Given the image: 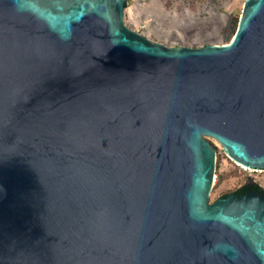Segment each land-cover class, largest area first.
Returning <instances> with one entry per match:
<instances>
[{"label":"water","instance_id":"95a60500","mask_svg":"<svg viewBox=\"0 0 264 264\" xmlns=\"http://www.w3.org/2000/svg\"><path fill=\"white\" fill-rule=\"evenodd\" d=\"M125 4L0 0V264H264V191L209 202L204 138L264 169V0L200 47Z\"/></svg>","mask_w":264,"mask_h":264},{"label":"rangeland","instance_id":"374dc122","mask_svg":"<svg viewBox=\"0 0 264 264\" xmlns=\"http://www.w3.org/2000/svg\"><path fill=\"white\" fill-rule=\"evenodd\" d=\"M244 1L126 0L123 22L148 40L168 47L222 44L232 38ZM204 138L215 151L209 202L242 186L243 176L254 177L252 182L264 191V169L242 168L217 140Z\"/></svg>","mask_w":264,"mask_h":264},{"label":"bare ground","instance_id":"6f19581e","mask_svg":"<svg viewBox=\"0 0 264 264\" xmlns=\"http://www.w3.org/2000/svg\"><path fill=\"white\" fill-rule=\"evenodd\" d=\"M210 137V136H209ZM213 138V137H212ZM213 139H215V138H213ZM216 140V139H215ZM240 166L242 167V168H244V169H248L249 167H245V166H243V165H241L240 164Z\"/></svg>","mask_w":264,"mask_h":264},{"label":"trees","instance_id":"16d2710c","mask_svg":"<svg viewBox=\"0 0 264 264\" xmlns=\"http://www.w3.org/2000/svg\"><path fill=\"white\" fill-rule=\"evenodd\" d=\"M126 5V4H125ZM256 185H258L260 188H261V186L259 185V184H257V183H255ZM262 189V188H261ZM236 190V189H235Z\"/></svg>","mask_w":264,"mask_h":264},{"label":"flooded vegetation","instance_id":"af4514ba","mask_svg":"<svg viewBox=\"0 0 264 264\" xmlns=\"http://www.w3.org/2000/svg\"><path fill=\"white\" fill-rule=\"evenodd\" d=\"M233 191H235V190H233Z\"/></svg>","mask_w":264,"mask_h":264},{"label":"built area","instance_id":"2783aa9c","mask_svg":"<svg viewBox=\"0 0 264 264\" xmlns=\"http://www.w3.org/2000/svg\"><path fill=\"white\" fill-rule=\"evenodd\" d=\"M253 169V168H252Z\"/></svg>","mask_w":264,"mask_h":264}]
</instances>
